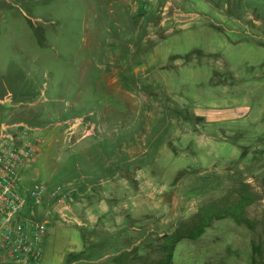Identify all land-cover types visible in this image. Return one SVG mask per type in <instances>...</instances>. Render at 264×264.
I'll use <instances>...</instances> for the list:
<instances>
[{
    "label": "rangeland",
    "instance_id": "rangeland-1",
    "mask_svg": "<svg viewBox=\"0 0 264 264\" xmlns=\"http://www.w3.org/2000/svg\"><path fill=\"white\" fill-rule=\"evenodd\" d=\"M4 122L34 129L26 186L116 185L37 264H264V0H0Z\"/></svg>",
    "mask_w": 264,
    "mask_h": 264
},
{
    "label": "built area",
    "instance_id": "built-area-1",
    "mask_svg": "<svg viewBox=\"0 0 264 264\" xmlns=\"http://www.w3.org/2000/svg\"><path fill=\"white\" fill-rule=\"evenodd\" d=\"M33 128L24 122L0 125V262L37 264L48 234L49 217L71 222L73 207L64 186L43 182L26 186L25 172L38 152ZM27 181V180H26ZM51 200L43 208L45 201Z\"/></svg>",
    "mask_w": 264,
    "mask_h": 264
},
{
    "label": "crops",
    "instance_id": "crops-1",
    "mask_svg": "<svg viewBox=\"0 0 264 264\" xmlns=\"http://www.w3.org/2000/svg\"><path fill=\"white\" fill-rule=\"evenodd\" d=\"M83 175L85 176V178L88 177L85 174ZM135 182H138V185L136 186L138 194H140V192H143L144 190L146 191L147 187L149 186L148 179L146 181L145 179H142V180L136 179ZM115 186L116 185L114 184L109 194L104 193L101 190H98V191L96 190V192L94 191L95 193H93L92 195H89V193L87 192L91 191L90 188L92 186H89L86 189H81L76 181L72 182V180H70V198L72 200V206H73L75 215L82 221L80 225L88 226V228L92 229L94 228V226H99L100 224L102 225L103 223L102 220L107 221V218H102V216L108 214L111 210H114V209L110 208L108 205H106V203H104L105 204L104 205L103 202L105 198L110 196V194L111 195L115 194L116 196ZM90 196L91 197L93 196L94 198L96 197L93 203H91V199L87 200V198ZM48 202L50 203L51 200L49 199ZM139 205H137L136 208H138V211L141 212L142 214L148 215L149 210L150 212L154 211L153 204L151 205L145 202V203H142L141 206ZM149 206H152V207H149ZM105 221L103 225L106 227V229H112V228L115 229V226L117 225V223L115 222H118V221H114L112 223H106ZM151 226H153V223L152 222L149 223L148 221H146V223L144 224L136 223L132 225L130 229H134L138 231L143 228L148 229Z\"/></svg>",
    "mask_w": 264,
    "mask_h": 264
}]
</instances>
